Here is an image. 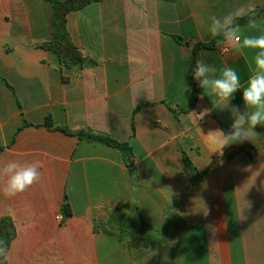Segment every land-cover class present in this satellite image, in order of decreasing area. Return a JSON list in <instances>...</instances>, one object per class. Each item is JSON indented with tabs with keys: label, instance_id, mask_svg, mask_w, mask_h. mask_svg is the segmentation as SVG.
<instances>
[{
	"label": "crops",
	"instance_id": "crops-1",
	"mask_svg": "<svg viewBox=\"0 0 264 264\" xmlns=\"http://www.w3.org/2000/svg\"><path fill=\"white\" fill-rule=\"evenodd\" d=\"M248 2H92L67 15L87 61L66 67L40 47L54 30L51 3L0 0V164L41 165L40 181L25 193L8 198L0 191V219L11 218L16 228L7 264H264V126L255 128L253 159L241 153L226 160L214 132L234 117L214 109L207 95L201 99L191 73L192 46L215 40L210 18ZM254 2L264 17V0ZM199 60L237 68L242 82L250 74L233 45L202 49ZM231 107L246 110L242 90ZM206 108L212 111L201 118ZM61 128L128 143L131 164L117 149ZM125 204L135 207L137 228L138 215L157 230L168 224L166 242L135 248L95 232Z\"/></svg>",
	"mask_w": 264,
	"mask_h": 264
},
{
	"label": "clouds",
	"instance_id": "clouds-1",
	"mask_svg": "<svg viewBox=\"0 0 264 264\" xmlns=\"http://www.w3.org/2000/svg\"><path fill=\"white\" fill-rule=\"evenodd\" d=\"M245 19V25L238 21ZM208 26V34L216 39L218 45H233L235 51L244 56L248 63L249 75L242 82L237 68L225 64L221 68L197 60L193 69V78L211 101L214 109H230L234 122L231 130L226 134L217 130L216 144L218 153L232 145L251 142L260 136L255 131L257 125L264 126V17L257 11L254 0L222 16H212ZM185 59H191L190 50L185 51ZM250 55V59H249ZM187 90V89H186ZM242 90V100L245 111L238 107L230 108V101L235 93ZM212 109H204L200 117L210 114ZM40 163L22 162L9 159L0 164V191L8 198L16 197L28 191L41 179ZM9 248L0 241V259H9Z\"/></svg>",
	"mask_w": 264,
	"mask_h": 264
},
{
	"label": "trees",
	"instance_id": "trees-1",
	"mask_svg": "<svg viewBox=\"0 0 264 264\" xmlns=\"http://www.w3.org/2000/svg\"><path fill=\"white\" fill-rule=\"evenodd\" d=\"M51 3L54 12V30L50 39L40 44L41 48L52 51L56 54L60 62L66 67H72L78 64L83 65L87 59L83 56L81 50L73 43L71 36L67 30V15L70 12L80 10L92 2L102 0H46ZM177 1V0H169ZM241 25L246 22L245 19L238 21ZM181 43H186L183 38L175 37ZM217 46L216 39L208 43L197 42L192 46L193 62L191 65V73L195 68L196 61L199 60V52L202 49H214ZM192 91L194 94V104L198 101V85L194 81L192 84ZM25 125H28L27 123ZM45 126L51 128L52 120L48 116L45 121ZM224 133H228L231 127L222 126ZM63 131L76 135L80 140H87L90 142H99L107 146L113 147L121 152L126 163L131 164L132 148L128 143H121L109 136L93 134L92 132L80 131L76 134L69 132L66 128H61ZM2 150V148H0ZM224 157L230 161L237 155L245 153L250 159L256 155V148L251 142H245L240 145H232L226 147L224 150ZM186 166L190 170H195L189 158L184 154L183 156ZM212 165V164H211ZM211 167V166H210ZM208 169L196 173L193 177V182L198 183L207 173ZM135 207L131 204H125L116 210L110 212L104 221H99L95 224L94 230L96 233H107L116 235L121 241H126L129 246L135 248H147L154 244L157 240L161 243L166 242L169 233V225L167 224L161 230L151 228L145 220L138 215L139 227L134 224L132 213L135 212ZM71 207L68 202L63 205V213L65 216L71 215ZM16 237V228L11 218L3 217L0 219V241H3L8 248L11 242ZM0 264H7V261L0 259Z\"/></svg>",
	"mask_w": 264,
	"mask_h": 264
},
{
	"label": "water",
	"instance_id": "water-1",
	"mask_svg": "<svg viewBox=\"0 0 264 264\" xmlns=\"http://www.w3.org/2000/svg\"><path fill=\"white\" fill-rule=\"evenodd\" d=\"M186 46H189V44H188V43H186Z\"/></svg>",
	"mask_w": 264,
	"mask_h": 264
},
{
	"label": "built area",
	"instance_id": "built-area-1",
	"mask_svg": "<svg viewBox=\"0 0 264 264\" xmlns=\"http://www.w3.org/2000/svg\"><path fill=\"white\" fill-rule=\"evenodd\" d=\"M58 219H61L60 217H58Z\"/></svg>",
	"mask_w": 264,
	"mask_h": 264
}]
</instances>
